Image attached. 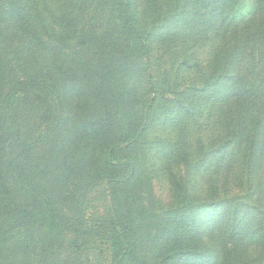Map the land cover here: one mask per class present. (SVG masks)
<instances>
[{"label":"trees","instance_id":"16d2710c","mask_svg":"<svg viewBox=\"0 0 264 264\" xmlns=\"http://www.w3.org/2000/svg\"><path fill=\"white\" fill-rule=\"evenodd\" d=\"M136 2L0 0V65L16 60L14 77L24 78L3 85V115L42 107L39 97H25L28 85L67 103L59 120L64 145L52 140L49 133L57 130L50 126L36 129L39 142L7 143L0 125V208L6 210L0 213V255L24 242L41 256L53 238L65 235L54 203L68 197L69 180L80 174L84 204L91 198L100 206L89 225L83 218L77 236L102 240L110 264L138 257V220L148 230L154 220L173 226L158 249L172 264L189 257L200 262L205 254L207 264H250L239 257L252 248L263 249L255 264H264V213L256 215L250 205L264 196L258 181L264 173V0H151L154 35L142 33ZM120 37L127 58L113 49ZM202 44L207 49L199 59ZM64 47L80 55L65 61ZM88 98L95 101L87 104ZM157 99L162 107L154 117ZM204 113L214 118L208 135ZM157 118L169 127V138L150 155L149 130ZM35 151H45L39 175L48 177L51 202L41 206L24 194L26 202L15 197L27 190L22 186L32 173L22 162ZM176 166L183 172L181 180L171 174L168 180L172 207L157 214L150 177ZM100 182L107 190L96 189ZM16 221L25 223L19 237L12 235ZM134 262L146 264L140 257Z\"/></svg>","mask_w":264,"mask_h":264},{"label":"rangeland","instance_id":"374dc122","mask_svg":"<svg viewBox=\"0 0 264 264\" xmlns=\"http://www.w3.org/2000/svg\"><path fill=\"white\" fill-rule=\"evenodd\" d=\"M151 9V0H137L136 2V12L143 17V21H141V26L144 27L142 30V33L147 34L148 32H151L153 35L157 32V30H154L155 22L153 20L152 15L148 12ZM4 19L2 16H0V30L2 31V28L4 26L3 24ZM113 23H110V26ZM108 24H103V27H107ZM102 27V28H103ZM22 31L24 32L25 27H21ZM29 30V29H28ZM4 32V31H2ZM14 32V31H12ZM30 32V30H29ZM16 33V32H14ZM30 34V33H28ZM45 40L48 39L46 35H44ZM100 39V38H98ZM2 46L1 38H0V47ZM116 51L120 53L121 56L122 53L124 54V58L128 57V49L125 46V43L123 42L122 38L120 37L119 43L116 41V48H113ZM207 46H204V44L201 45V48L199 49V53H197L199 59L204 56V52L206 51ZM162 50V49H161ZM177 51H182V47L178 48ZM60 54L62 55L63 59L65 61L74 59L78 52H73L71 49L64 47L62 50H59ZM187 54L189 51H184ZM190 54V53H189ZM201 55V56H200ZM156 58V57H154ZM8 60V58H7ZM6 60V62H7ZM73 61V60H72ZM154 62V61H152ZM129 63V62H128ZM8 65V67H7ZM155 66V64L153 65ZM18 63L17 61H10V63L2 62L0 65V97L3 96V85L7 83L8 88H11L9 85V81L16 79L17 81H20L19 79H24L23 76L19 75V78L14 77L16 73H18L17 70ZM185 75V74H184ZM189 76V75H188ZM186 75L185 78H187V81H191L193 77H188ZM48 85V82H46V86ZM50 85V84H49ZM49 85L47 87H49ZM85 85V84H83ZM28 93L26 98L28 96L31 97H39L40 100H42V107H36L32 106L31 112L29 111H23L22 109H19L17 112V115L13 117V114H10V116H4L2 111L0 110V125L2 127V132L5 137V140L7 143H16L17 139H32L33 142H39L38 135L36 134V129L39 130L42 127H52L53 130H57V132H51L49 133L52 137V140L55 141V139L60 138V143L62 145L65 144L66 138H63L65 136V131L60 132L62 128L59 127V123H61L59 120L61 116L65 115V112H63V109H66L67 103L65 102L64 97H57L55 93H49L44 92L41 94L38 92H35L33 89H31L30 85H28V90L25 91ZM23 91L19 90V96H22ZM153 92H151L152 94ZM54 94V95H53ZM43 99H42V98ZM95 101L94 99L88 98V103ZM86 104V105H87ZM161 102L159 99L156 100L155 105L153 106V110L150 111V114L154 117H159L160 115L159 110L161 106ZM78 106L80 108H85L84 105L81 102V98H78ZM92 105H90L87 109V113L90 115V108ZM85 110H80L79 112H83ZM162 112V111H161ZM84 113V114H87ZM36 115H42L39 119L35 116ZM216 117V114H215ZM162 118V116H161ZM202 123H203V129L204 133L207 135L211 133L210 125L208 123L211 122L214 118L211 119V116L208 117L206 113L202 116ZM41 119H47L48 121ZM160 120L157 118L155 121V124H152V129L149 130V149L150 155L155 154L154 150L157 149L159 146V143L166 141L169 138L168 130H165L169 127H164L159 125ZM212 123V122H211ZM22 135H21V134ZM55 133H58L59 135H55ZM62 138V139H61ZM44 146H47L44 144ZM44 148H48L44 147ZM67 153L65 154L66 157L69 156L71 153V149L67 148ZM6 151H2V155L5 157ZM31 159L28 163V160ZM45 159V151H35V153H30L29 155L25 156L23 163V170L26 167L27 173H32L31 175L26 174V180L24 181V185L22 187H25L27 190L22 192L21 194L16 192L15 197L18 198V201H25L24 198H22V194L24 196L28 197V199H31L33 204L36 205H43V203H51L50 198L47 197L49 194L48 187H47V178H42V176L39 175V166L41 163H43ZM158 165H161V161H157ZM80 168H85L84 164H80ZM79 171H82L79 169ZM163 171V170H162ZM158 172L155 174V177L151 176L149 183L152 190L153 195V201L151 203L152 209L155 210L157 214H162L164 212H168L166 210L170 209L172 207V198L170 194V188H169V177L171 175H175L178 180H181L180 174H182L183 169L181 167L176 166L174 168H167L166 175L164 172ZM260 180L259 183H261L262 187L264 188V173L260 174L259 177ZM69 195L64 200L62 199L63 196H61L60 200L55 201L54 207L58 209L61 218L58 220V223L61 225V229L65 231V235H58L55 237L56 239H52L49 243V246L47 249L41 252V256H36L33 254V252L26 247V243L24 242H16V248L13 250L12 253H6L5 256L0 255V264H110L109 255L107 253V250L105 249L106 246L103 241H92L87 240L86 237L79 240L78 230L81 228L82 225H84L83 218L88 219L87 225H89L90 218H94L99 211L98 207L100 206V203H94L91 202V198H88L85 202V193L83 188V176L80 174H74V177L69 180ZM101 187L97 183L96 189H104L107 190L104 183L100 182ZM85 187V185H84ZM260 191V188L258 189ZM103 193V191H102ZM26 202V201H25ZM91 202V203H90ZM251 209L253 213L256 215L263 214L264 211V196L262 199H260L259 194L255 196V200L251 202ZM97 207V208H96ZM163 210V211H160ZM250 210V209H249ZM3 211H6L2 208H0V213ZM151 211H149L150 213ZM154 212V211H152ZM58 213V212H57ZM201 213V211L199 212ZM137 219L139 218L136 216ZM154 219V218H153ZM139 224H142L140 226L142 236L138 239V245H137V254L138 257H140L146 264H172L171 260L167 261V259L159 252V247L161 241L170 235L173 234V226L169 225H161L156 224L159 221L154 220L153 226L148 230L144 228L142 221H139ZM18 223L14 226L12 235H16L19 232H21L16 237H19L22 235L23 229L21 226L25 223H22V221H16ZM34 226V224H31ZM3 224L0 222V229L2 228ZM143 228L145 230H143ZM169 231V232H168ZM36 233V240L39 241L41 236H39L38 232ZM56 236V235H55ZM92 238V236H90ZM202 242L205 243L204 240ZM134 245V243H130ZM259 250V252H258ZM256 249L252 248L249 249L246 252L245 255H242L239 258L246 259L250 262V264H255L259 261L260 257V251L263 252V249ZM232 251V250H231ZM51 252H53L52 255ZM7 255H10L7 257ZM134 257L133 262L130 261V264H137L134 261L138 258ZM162 257V260L159 258ZM126 259L131 260L132 258L128 256ZM128 260V261H129ZM242 261V259H240ZM208 259L206 254L204 255L202 261L195 262L191 257L185 258L184 261L179 260V262L173 263V264H207Z\"/></svg>","mask_w":264,"mask_h":264}]
</instances>
